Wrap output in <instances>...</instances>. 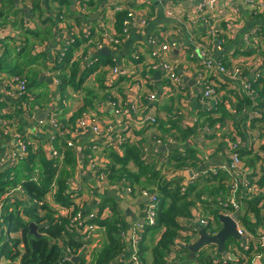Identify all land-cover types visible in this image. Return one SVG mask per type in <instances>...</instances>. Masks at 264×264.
<instances>
[{
  "label": "crops",
  "instance_id": "obj_1",
  "mask_svg": "<svg viewBox=\"0 0 264 264\" xmlns=\"http://www.w3.org/2000/svg\"><path fill=\"white\" fill-rule=\"evenodd\" d=\"M14 1L20 10L11 16L14 23L10 22L1 32V36H4L1 46L2 42H9L15 50L22 46L26 38H29L34 42L33 47L43 52V56L40 60L24 65L25 70L34 71L33 74L26 76L28 86L31 83L28 93L32 100L22 103L24 111L20 107L14 122L10 120L7 127L0 128V164H5L19 139H28L35 146L41 144L46 150L54 148V137L58 127L52 125L50 118H55L57 123L60 119L66 120L84 106V97L88 90H92L96 98L83 113L88 115L93 113L98 117V121L102 122L101 124L104 123L103 120L112 116L111 108L101 104L108 96L129 102L143 110L145 114L159 117L165 114L166 118L170 117V121L161 128L158 126L142 128L143 125L136 123L135 128L142 129L131 134L133 139L141 138L144 142L152 136L160 138L161 142L151 144L152 147L154 146V153H150L149 151L152 150L148 148L146 156H149V153L155 155L162 161L161 164L175 148L183 150L180 147L181 142L176 139L178 136L176 127L186 128L197 125L195 134L190 136L185 146L194 143V147L198 150L199 163L180 171L163 165L162 173L167 179L178 176L183 182L188 176L194 178L198 174L218 170L225 164V151L230 142L238 141L241 147L251 146L254 150L259 142L264 143L260 128L252 130L246 117L245 119L243 117L248 114L244 110L246 105L239 112H231L232 118H226L222 124L218 122L208 128L204 121L207 116L219 117L218 105L223 104L229 111L231 105L234 107L237 102L236 95H244L243 90L236 86L243 85V78L252 76L256 71L264 75V0H218L213 6L203 10L199 6L200 0H105V7L102 10L100 3L104 0H65L63 5L56 0H41L43 16L32 11L30 0ZM90 1L93 2L92 5L89 4ZM128 9L136 18L144 19L145 24L130 28L129 34L126 38H122L119 44L108 46V38L115 37L119 33L117 17ZM98 11L99 15L96 16ZM60 12L64 18L58 17ZM68 27L78 30L75 33V42L65 44ZM84 27L90 29L88 39L81 37ZM45 29L47 35L44 39L34 36L35 32ZM252 31L256 34L254 41L252 40L253 47H246L244 36ZM78 39L80 40L77 41ZM151 40L157 45L167 43L170 46L165 56L168 61L177 65V72L184 85L182 89L168 83L160 69L150 68L152 59H155L151 54ZM217 40L222 41L221 49L216 46ZM98 44H106V47L115 53L108 57L98 55V50L101 49L97 48ZM204 47L210 60L221 59L227 65H242L243 77L235 80L205 69L203 62L206 56L202 57L200 54ZM3 48L2 46L0 55ZM158 50L161 52L160 49ZM68 51L69 61L64 63ZM108 62L115 64L120 73L112 75L110 72L112 66ZM73 63L77 64V78L85 72V68H95L84 78L78 90L69 84ZM156 71H160V74L155 75ZM11 75L7 72L0 74V113L15 111L20 105L19 100L15 99L5 86L7 78ZM205 81L216 84L217 101L202 99ZM152 92L156 94V100L149 99L148 96ZM92 106L93 109L90 108ZM94 109L100 111L97 113ZM245 109L249 110V108ZM203 113H206V117ZM125 116L120 114L116 118V128L108 137L97 136L89 128L78 130L74 138L76 146L73 150L78 153L79 160L73 169L71 180L73 187L76 188L75 191L78 192L75 204L85 211L97 208L107 197L116 203L119 215L127 222L126 234L130 242L128 250L120 256V261L121 264H136L133 255L137 248L133 245V236L137 232L140 237L143 235L145 245L150 247L158 240L163 229L146 230L144 227L140 229L138 225L147 224L148 203L139 190L128 191L130 182L124 179L113 183L108 181L104 188H97L95 170L92 167V163L98 166L106 162L107 148L120 150L116 141H113L120 133ZM233 118L238 122L241 135L234 128ZM200 123L203 125L199 126ZM66 138L68 140L70 135ZM248 157L242 156L245 167ZM129 167L132 171L136 169L132 163ZM250 168H255L257 172L259 164L256 163ZM46 201L54 206L51 195L48 194ZM242 207L245 209L246 205L243 204ZM56 208L58 209V206ZM106 209L104 217L112 214L111 206H107ZM191 212L192 219H180L182 226H197L196 219L203 214L194 207L191 208ZM96 232L92 241L88 242L83 255H78L79 259L85 258L86 263L106 237L101 229ZM187 245L189 244L182 241L173 245L167 264H194L179 260V249ZM225 246L228 248L227 255H232L234 245L229 243ZM211 255L214 259L219 258L216 249H213ZM149 258L148 250L147 259ZM189 258L191 259L190 256ZM1 264L8 262L2 260ZM15 264L18 262L15 261ZM252 264H264V249L253 259Z\"/></svg>",
  "mask_w": 264,
  "mask_h": 264
},
{
  "label": "trees",
  "instance_id": "obj_2",
  "mask_svg": "<svg viewBox=\"0 0 264 264\" xmlns=\"http://www.w3.org/2000/svg\"><path fill=\"white\" fill-rule=\"evenodd\" d=\"M56 1L61 5L66 2L65 0ZM30 4L34 13L36 12L39 16H43L41 0H30ZM89 4L92 5L93 2L90 1ZM19 10L20 8L14 0H0V24L4 23L7 18L12 20L11 16L15 15ZM125 14L126 12H123L117 17L119 30ZM46 35L47 29L34 33V36L40 39H44ZM23 42L22 46L15 48L13 55L6 56L2 52L0 55V72L20 75L34 73L32 70L25 71L24 68L22 71L18 70V63L22 61L23 64L28 65L40 60L43 52L36 50L33 47L34 42L30 41L29 38H26ZM68 55L69 51L64 57V63L69 61ZM8 57L15 62L13 68L4 66V59ZM108 63L111 66L113 65L112 62ZM94 69L92 67L85 68V72L77 78V64L73 63L71 65L72 73L69 84L75 90H78L84 78ZM236 86L242 90L241 85L238 84ZM30 87L31 83L29 86L27 85V90ZM252 87L258 95L255 99L256 101H254L255 105L252 104V100L247 96L236 95L237 102L234 107L236 112H239L245 105V108L251 107L260 111V118L251 116L250 111L243 116L249 122V127L252 130H256L264 127L263 73H260L259 79L253 82ZM242 93L244 92L242 91ZM85 95L84 106L72 113L66 120H58L59 130L56 134L57 138L56 136L54 137V148L46 150L41 144L35 146L30 143L27 146V154L24 157L18 158L16 162L0 170V205L2 207L0 210V264L2 260L7 261L8 264H15V261L18 264H121L120 256L130 246L126 234L127 222L119 215L116 203L111 201L109 197L104 199L101 205L96 208L95 218L90 220L96 224L97 230L101 229L104 232L105 240L94 250L87 263L83 257L77 263H73L68 256L78 254L79 249L85 245L83 238L74 230L70 231L72 227L69 226V224H72L70 223L71 216L78 210V206L75 204L78 192L72 190L71 174L78 163L79 156L73 150V147H67L65 143L66 137L76 127V122L81 117V113L85 112L87 107L92 105L93 99L96 98L92 90H88ZM31 100L27 91L26 95L18 101L20 105L15 111L0 113V128L7 127L10 120L14 122L22 103H28ZM90 108L93 109V106ZM94 111L98 113L100 110L94 109ZM217 111L219 112L218 118L206 117V113H203L206 117L204 121H206L208 128L218 122L222 124L226 118H232L231 111L226 109L223 104L218 105ZM156 119V125H143L142 128L151 126L161 128L170 121V117L166 118V115L164 117L156 116ZM202 125L203 123L199 124V126ZM233 125L241 135L238 122L234 118ZM140 129L137 130L135 126L132 127L131 134L141 131ZM195 129H197V125L186 128L176 127L178 132L176 139L181 142L182 146L180 147L183 150L175 148L162 164L158 157L150 154L154 153V146H151V142L146 145V141L144 142L143 139L135 140L130 135L120 144L119 151L111 147L107 148L105 156L107 160L104 169L96 165L93 167L95 171H104L108 181L111 183L116 180H129L130 192L135 189H138L140 193L146 190L151 194H155L156 198H158L154 224H146L147 227L143 224L142 228L144 227L146 230H163L158 240L150 247L145 245L143 235L138 239L137 249L134 253L138 264H167L173 245L178 241L191 244L198 239V228L195 225L187 227L180 224V219L190 220L193 218L191 212L193 207L201 210L203 217L209 220L207 228L210 230L217 231L222 226L218 219V215L222 212L219 198L228 190L230 176L227 170L218 169L216 173L198 174L187 183L184 190H182L183 184L180 177L176 176L167 179L162 173L161 167L163 165H167L172 170L180 171L185 167H194L199 163L198 150L190 143L185 146L190 136L195 134ZM66 130L68 132L60 134L61 131ZM262 134L264 133H260V135ZM153 137L158 138L157 136L150 138L153 139ZM21 141L24 143L29 142L25 138L21 139ZM144 147L152 150L149 151V156L144 154ZM260 148L264 149V145H261ZM239 151L241 156H249L246 163L248 169L258 163L259 156L254 152L256 149L254 150L253 147H241L239 145ZM130 163L135 166L136 169L134 171L130 169ZM259 168L260 170L257 172L254 170L255 168H250V173L248 174V178L252 182L254 181L258 188L264 186V162ZM171 174L174 175V173ZM17 186L23 192H17ZM12 190L14 192L10 194ZM51 190L53 192L51 197L54 206L47 203L45 199ZM260 199L259 197L258 201ZM258 201L256 199L248 201L242 214L239 215L244 227L255 235L259 234V227L264 228V213L262 214L264 205L263 207L260 206ZM57 206L68 208V213L60 215L56 208ZM107 206H111L112 214L104 217ZM252 214L255 216V220L250 217ZM31 222L37 225L36 235L30 233L29 223ZM229 243L234 245L236 254L237 251H240L247 257L246 261L239 259L236 262V260L229 258L223 262L224 258L221 256L214 259L211 252L213 249L215 250L216 244L205 245L191 259L189 258L187 246H182L179 249V260L194 261V264H252L253 258L259 252V248L255 249L256 244H251L248 249H243L240 246V241L232 237H228L225 240V245H229ZM226 249L228 248L225 246ZM148 250L149 260L147 259Z\"/></svg>",
  "mask_w": 264,
  "mask_h": 264
},
{
  "label": "built area",
  "instance_id": "obj_3",
  "mask_svg": "<svg viewBox=\"0 0 264 264\" xmlns=\"http://www.w3.org/2000/svg\"><path fill=\"white\" fill-rule=\"evenodd\" d=\"M115 1V0H112ZM218 0H200V8L207 9L213 6ZM30 8H32L30 4ZM59 18H64V15L60 12L58 15ZM12 22L10 18H7L6 21L3 24H0V50L2 49L1 46V41L3 40L4 36H1V32H3L4 27H7L9 23ZM145 24L144 19H138L135 17L134 13L128 9L126 11L125 16L122 18L121 21V27L119 30V33L117 36L113 37L110 36L108 38V46L110 45H117L121 42L122 38H126V36L129 34L130 28L132 27H139ZM78 29L74 27H68L66 28V35H65V44L75 42V33ZM83 34L82 38L83 39H88L90 36V29L88 27H84L82 29ZM254 35L255 32L252 31L251 33H248L244 36V44L246 47L251 46L253 47V41H254ZM253 40V41H252ZM150 44L152 46V56H154L155 59H152V62L150 63V68L153 69H160L164 76L166 77L168 83L172 84L173 87L182 89L183 82L180 77V75L177 72V65L168 61L165 56V52L169 49V45L167 43H162L157 45L154 40L150 41ZM222 41L217 40V48L221 49ZM106 46V44H98L97 48H102ZM256 46H254L255 48ZM4 49V48H3ZM161 52H159V50ZM200 54L202 57H205V60L203 62V66L205 69L215 71L217 73L224 74L232 79H241L243 77L242 72H243V66L240 64H235V65H227L226 63L223 62V60L218 59L216 61L210 60L209 56L207 55V49L204 47L201 49ZM92 64V62H89ZM110 72L112 75H116L117 73H120L118 70V67L114 64L110 68ZM260 71H256L255 73L252 74V76L243 78V85H242V90L244 92V95L247 96L252 100V104L255 105L256 101L255 99L257 98V93L254 91L252 84L254 81L258 80L260 77ZM27 85H28V80L25 75H20V74H14L11 75L7 78L5 86L9 93L17 100H20L24 95L27 93ZM216 84L211 81H205L204 86H203V91H202V99H213L214 101H217V95H218V90L216 88ZM149 99L150 100H156V94L154 92L149 94ZM101 104L103 105H108L111 108V114L112 116L108 119L103 120L102 122H99L98 117L92 113V115H88L87 113H83L81 117L78 118L76 122V127L70 132V138L66 140V146L67 147H75L76 145L74 144V138L77 135V132L79 129H84V128H89L92 133H94L97 136H106L108 137L110 134H112L116 128V118L120 114H125L126 119L125 122L122 125V128L120 130V133L116 135V138L114 139L113 142L116 141V145L120 146V144L127 139L131 135V130L132 127H134V124H141V125H156L157 124V119L155 115H149L145 114L143 110H140L137 106L131 105L129 102H126L124 100L120 99H114L110 96L106 97ZM231 112H235V107L231 105ZM22 108V106H21ZM24 111V108H22ZM245 112L251 113V116H255L257 118L261 117V113L258 110H254L251 107L249 110H246L244 108ZM165 114H162V117H164ZM42 123V120L39 121ZM50 122L52 123L53 126L58 127V123L55 120V118L51 117ZM207 129V128H206ZM59 130V128H58ZM63 132H68L66 131H61L60 134ZM260 132L264 133V127L260 128ZM53 138V137H52ZM140 139V138H139ZM136 139V140H139ZM148 142L152 143H159L161 142L160 138H149L146 140V145ZM30 144L24 143L19 139L17 141L15 150L11 152L8 155V158L5 162V164H0V170L5 168L6 166L14 163L17 161L18 158L24 157L27 154V146ZM264 145V143L259 142L258 147L255 153L258 154L259 159H258V164L259 167L263 164L264 162V149H261L260 146ZM119 148V147H117ZM260 148V149H259ZM53 152V151H51ZM144 154L146 155L148 152V147H144L143 149ZM225 164L218 168V169H223L227 170L230 176V180L228 183V190L226 193L222 194L219 198V203L222 207V215L229 216L232 220L235 221L236 223V230L237 233L240 235V246L243 249H248L251 244H256L255 249L259 248V252H257L256 256L257 257L260 254V251L264 249V233H263V227H259V234L255 235L254 233H251L248 231L243 223L240 220L239 215L242 214L243 212V204L247 206L248 201L252 200H257L260 197L261 199L258 201L259 205L263 207L264 205V198H263V193H264V186L257 187L254 181L252 182L248 178V174L250 173V170L244 166L243 164V159L239 151V142L238 141H233L230 142L229 146L227 147L225 151ZM94 163H92V167H94ZM100 168L104 169L105 163H101ZM260 168H258V171ZM218 170H211L212 173H216ZM95 176H96V183L95 187L99 188H104L107 183H108V178L106 176V173L104 171H95ZM195 177V176H194ZM191 180H193V176H188V178H185L184 181L182 182L183 187L182 190H184L185 186L187 183H189ZM254 180V179H253ZM72 182V180H71ZM73 184V182H72ZM17 192H23L19 186L16 187ZM75 187L72 186V190L75 191ZM130 188L128 189V191ZM14 192L13 190L10 192V194ZM52 190L49 193V195H52ZM77 194V193H76ZM74 194V195H76ZM143 197H147V224L152 225L155 222V210H156V204L158 201V198H156L155 194H151L146 190H143L140 193ZM77 196V195H76ZM48 198V194L46 195L45 199ZM2 209L0 205V210ZM58 212L60 215H66L68 213V208H63L58 206ZM95 213H96V208L90 209L85 211L81 206L78 207V210L71 216L70 218V231L74 230L76 233H78L83 240L85 241V245H83L79 251L78 254L79 256H82L83 253L85 252L86 248L88 247V242L92 241V237L95 235L97 226L94 222L90 221L91 219L95 218ZM264 213V210H262V214ZM104 216V215H103ZM253 220H255V216L252 214L250 216ZM1 220V219H0ZM197 228L199 225L205 228L206 232L208 235H215L217 231H212L209 228H207L209 220L203 215H201L200 218H197ZM138 227L141 229L142 225H138ZM138 239H140V235L137 232L135 236L132 238V242L134 247L137 248V242ZM258 245V246H257ZM217 250V248H215ZM233 258H230L232 260H236V262L239 259H243L246 261L247 257L240 251H237L233 247ZM218 254V252H217ZM228 253L226 252V255ZM72 256V255H71ZM218 256H221L218 254ZM134 262L138 264V261H136L135 255H133ZM224 258V261L226 259H229L228 256H222ZM254 257V258H255ZM253 258V259H254ZM133 262V263H134ZM197 264V263H195Z\"/></svg>",
  "mask_w": 264,
  "mask_h": 264
},
{
  "label": "water",
  "instance_id": "obj_4",
  "mask_svg": "<svg viewBox=\"0 0 264 264\" xmlns=\"http://www.w3.org/2000/svg\"><path fill=\"white\" fill-rule=\"evenodd\" d=\"M106 1H102L100 3V9L102 10L105 7ZM96 16L99 15V11L95 14ZM115 51H111L108 47L104 46L101 49L98 50V55L103 56V57H108L109 55H113ZM156 74H160V71H156ZM145 201L148 200L147 197H143ZM219 221L222 223L221 228L218 230V232L215 235H208L205 228L202 227L201 225L198 226V239L187 245V249L189 251V256L191 258L194 257L195 253L203 248L207 244H216L217 252L221 256H228L226 255V250H225V240L228 237H232L235 239H240V235L237 233L236 230V223L234 220H232L229 216L225 215H218ZM29 228H30V233L37 234V225L34 224L33 222L29 223ZM131 234V232H129ZM69 259L73 263H77L79 260L78 255H68ZM229 258H233V255H229Z\"/></svg>",
  "mask_w": 264,
  "mask_h": 264
},
{
  "label": "rangeland",
  "instance_id": "obj_5",
  "mask_svg": "<svg viewBox=\"0 0 264 264\" xmlns=\"http://www.w3.org/2000/svg\"><path fill=\"white\" fill-rule=\"evenodd\" d=\"M2 46L4 47V50H2L3 54H5L6 56H9V55H13L15 52H14V49L11 47L10 43L9 42H2ZM4 63H5V67H9V68H13V66L15 65V62L13 59H10L9 57L8 58H5L4 59ZM25 64L22 63H18V70L22 71V69L24 68L25 70V67H24ZM26 71V70H25ZM2 75V72L0 73ZM24 74V73H22ZM14 75V74H12ZM25 76H28V74H24ZM164 79H166V77L164 76ZM84 95V93H83ZM261 136H264V134H262ZM192 146H194V143L191 144ZM258 147V146H257ZM19 194V193H18ZM191 263H194V261H191Z\"/></svg>",
  "mask_w": 264,
  "mask_h": 264
}]
</instances>
